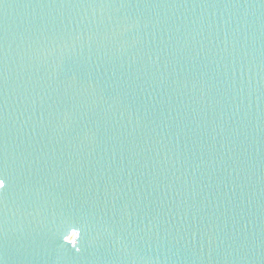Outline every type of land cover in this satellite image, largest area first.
Here are the masks:
<instances>
[{"label":"water","instance_id":"1","mask_svg":"<svg viewBox=\"0 0 264 264\" xmlns=\"http://www.w3.org/2000/svg\"><path fill=\"white\" fill-rule=\"evenodd\" d=\"M0 264H264V0H0Z\"/></svg>","mask_w":264,"mask_h":264},{"label":"snow or ice","instance_id":"2","mask_svg":"<svg viewBox=\"0 0 264 264\" xmlns=\"http://www.w3.org/2000/svg\"><path fill=\"white\" fill-rule=\"evenodd\" d=\"M7 187V179L5 176L0 174V190H3Z\"/></svg>","mask_w":264,"mask_h":264}]
</instances>
